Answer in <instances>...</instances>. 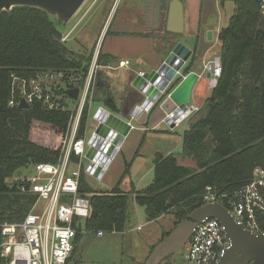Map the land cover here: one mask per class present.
Wrapping results in <instances>:
<instances>
[{
	"label": "trees",
	"instance_id": "trees-1",
	"mask_svg": "<svg viewBox=\"0 0 264 264\" xmlns=\"http://www.w3.org/2000/svg\"><path fill=\"white\" fill-rule=\"evenodd\" d=\"M235 2V14L218 36L222 75L205 111L182 135L183 154L196 161L198 170L179 164L174 153L159 152L154 156V179L149 185L125 191L120 179L104 192L94 191L83 172L80 192L91 203L87 229L123 232L131 204L143 207L149 221L171 213L175 224L179 223L206 204L207 187L216 193L234 191L250 179L256 167H264V21L260 0ZM62 37L61 24L42 10L18 7L0 12V225L23 221L36 198L8 180L36 163L57 162L71 116L70 111L49 109L42 102L29 109L10 106L12 75L30 79L48 69L86 71L85 56L75 55ZM197 59L196 44L184 75L193 70ZM101 87L105 86L99 78ZM66 90L57 91L67 95ZM111 100L108 95L107 103ZM88 115L89 106L83 112L78 137L88 127ZM218 202L229 208L225 200L218 198ZM168 234L163 231L161 240ZM81 236L78 232L73 254ZM2 238L0 227V243Z\"/></svg>",
	"mask_w": 264,
	"mask_h": 264
},
{
	"label": "built area",
	"instance_id": "built-area-1",
	"mask_svg": "<svg viewBox=\"0 0 264 264\" xmlns=\"http://www.w3.org/2000/svg\"><path fill=\"white\" fill-rule=\"evenodd\" d=\"M260 15L264 21V0H260ZM67 39L68 35L62 37L63 41ZM98 51L84 72L48 69L30 79L12 75L10 106H19L21 100L30 107L42 102L49 109L70 111L71 116L57 162L36 163L12 179L19 184L22 193L36 198L23 221L1 225L4 237L1 247L3 255L9 258L8 264H68L78 232H92L85 225L91 214L90 199L80 192L82 173L91 175L84 162L92 132L88 134L86 129L82 137L78 134L83 112L88 106L90 109L98 71L105 67L99 64ZM128 63L122 60L119 65ZM208 72L211 73L210 87L214 88L222 75L220 56L204 61L199 78ZM60 84L63 85L60 87ZM63 86L79 88L78 99L58 93ZM194 110L192 107V112ZM73 155L77 159H73ZM218 198L227 202L234 218L248 230L264 233V167H256L250 179L234 191L216 193L207 187L205 202H218ZM96 233L103 236L105 231L96 230ZM230 244L224 225L216 218H207L194 228L183 254V264H217Z\"/></svg>",
	"mask_w": 264,
	"mask_h": 264
},
{
	"label": "crops",
	"instance_id": "crops-1",
	"mask_svg": "<svg viewBox=\"0 0 264 264\" xmlns=\"http://www.w3.org/2000/svg\"><path fill=\"white\" fill-rule=\"evenodd\" d=\"M173 1L119 0L115 6L116 0H114L108 11L106 20L114 23L115 30L110 32L111 28L109 27V33L106 36L109 39V47L106 50L103 49V53L118 62L108 63L107 66L112 68H107L106 65L102 68L105 74L101 78L106 81L103 89L113 98V101L105 103L103 107L131 122L132 129L113 157L103 177L98 179L92 175L85 176L87 183L91 186V178L99 182L106 178L108 183L114 186L121 179L120 186L123 189L125 175L129 172V168H133L131 176H136V183L141 187L150 171L154 172L155 154L161 152L159 147H154L151 151L153 152L151 158L149 157L151 154H149L145 160L146 155L142 151L143 147L151 145L154 141L173 140L178 143L175 146L182 145V135L186 128V126L182 128V125L185 121L175 127L169 126L165 122L167 111L162 108L161 104L156 105L149 112H144L138 119L132 118L133 108L145 100L144 94L132 85V81L137 74L157 68L180 41L192 50H195L197 44V54L200 56V60L193 70L200 73L204 61L220 56L221 48L220 52L214 53V56L208 55L214 47V43L209 42L218 39L220 30L226 25L227 17L235 10L236 4L234 0H180L183 4V25L182 31L176 32L171 30L175 28L174 25L170 26V29L168 27L170 7ZM116 9L115 18L112 19ZM81 19L80 21H83ZM178 27L181 28L179 24ZM208 31L213 32L212 39L208 38ZM122 60L128 61V65L120 66L119 62ZM187 65L188 63H186ZM175 146H171L161 153H174L170 150L176 148ZM131 183L133 186L135 181L131 179ZM136 206L138 207V205ZM163 228L164 226L161 229L159 241L151 248L160 242ZM150 254L151 249L145 260ZM70 260L71 258L68 264H70Z\"/></svg>",
	"mask_w": 264,
	"mask_h": 264
},
{
	"label": "water",
	"instance_id": "water-1",
	"mask_svg": "<svg viewBox=\"0 0 264 264\" xmlns=\"http://www.w3.org/2000/svg\"><path fill=\"white\" fill-rule=\"evenodd\" d=\"M89 1L0 0V12H11L18 7L36 8L46 12L49 18L59 22L61 26L69 27L77 21ZM168 23L169 29L174 25L175 28L171 30L182 31L183 4L180 0L171 3ZM212 36L213 32L208 31V38L212 39ZM193 53L194 50L180 41L157 68L136 75L132 85L144 94L145 100L133 108L132 118L138 119L144 112H149L156 105L161 104L167 111L165 122L175 127L192 113V93L199 74L192 70L184 75V70ZM178 74L182 80L173 87L179 78H176ZM206 77L210 79L211 73L208 72ZM102 84H106V81L102 80ZM66 93L78 99L79 88H69ZM19 108L29 109L30 105L25 100H21ZM94 121L85 155L89 162L86 170L91 175L101 178L132 129V124L102 106L95 112ZM207 218L218 219L224 225L226 236L231 241L217 264H264V233L258 234L248 230L220 202L206 203L192 211L168 236L163 238L161 243L157 244L145 264H160L167 257L179 252L188 244L194 228Z\"/></svg>",
	"mask_w": 264,
	"mask_h": 264
},
{
	"label": "rangeland",
	"instance_id": "rangeland-1",
	"mask_svg": "<svg viewBox=\"0 0 264 264\" xmlns=\"http://www.w3.org/2000/svg\"><path fill=\"white\" fill-rule=\"evenodd\" d=\"M94 1L95 0L89 1V3L80 13L77 21H75L71 26L69 27L61 26V29L63 31V36L68 35V39L65 41L62 40V42L66 43L67 47L70 50H72L75 55L85 56L86 59L85 63H87V66H89L96 51L99 50L98 51L99 64L103 66L105 65L107 66L109 65L108 63L111 62L113 63L117 61L111 56L107 55L106 53H103L104 51L103 49L106 50L107 47H109V39L108 37H106L107 33H109L108 31L109 27L111 28L110 32L115 30L114 23L112 21L107 22L106 20L108 11L110 10L111 5L114 3V0H112L110 4L107 5L106 12L102 10L101 5L99 4L100 1H98V3L96 2L93 5ZM118 1L119 0H116L115 6L117 5ZM116 11L117 9L114 11L112 19L115 18ZM235 12H236V8L235 10H233V12L230 13V16L227 17L228 20L225 26H228ZM117 17L119 19V15ZM80 18H82L83 21H80ZM104 22L107 23L106 25L103 26ZM218 39H214L213 41L209 42V43L213 42L214 47L211 51H209L208 55L214 56V53L220 52L221 42ZM199 60H200V56H198V59L194 63V66H197L196 63H198ZM68 72H76V71H68ZM104 74L105 71L104 69L102 70L101 68L98 71V80ZM210 84L211 81L206 76L199 78L198 81L196 82L195 87L193 89L192 102H191V105L194 107L195 110L188 117V119L185 120V122L182 125V128L185 126L187 127L188 124L196 120L205 111V108L209 104V99L213 91V88L210 87ZM62 85L63 84H60V87ZM107 94H108L107 91H105L102 87L98 89V81H97L89 109L90 115L87 122L88 134L92 132L93 125L95 124L94 121L95 112L99 107L101 106L103 107V105H105V103H107L108 101ZM97 97L99 101H97ZM176 143H177L176 140L162 141V142L154 141L149 146L145 145V147H143L142 149V151L146 155L144 157L145 160L147 158V155L149 154H151L149 155V157L151 158V156L153 155V152L151 151L154 147H159L161 152H165L169 147L171 146L174 147ZM175 147L176 148H173L170 151L174 152V154L177 156L179 164H182L184 166H189L190 168L197 171L198 169H197L196 161L191 157L183 154L182 145ZM88 163L89 162L85 160L84 165L86 166L88 165ZM24 171H25L24 169L20 170V172H24ZM128 171L129 172H127V174L125 175L122 186L125 191L132 190L133 187H137L136 190H140L143 187L149 185V183L152 181L154 177V172L153 170H151L146 180L142 182L141 187H139V184L136 183V176L133 177L131 176L133 174L132 172L133 168H129ZM12 179L13 177L10 178L8 181L11 183ZM131 179L135 181V184H133V186L131 183ZM91 184L92 186L90 184L89 186L96 192L110 191L109 188H112L114 186L111 185V183H108L106 178L100 182L97 181L96 179L91 178ZM189 214H187L184 219H186L189 216ZM159 219L160 221H158ZM177 224L178 223L175 224V216L171 213L164 214L161 217H159L157 221H153L152 223H149L147 221L144 208L141 206L137 207L136 205L131 204L128 223L123 232L105 231V235L103 237L98 236L96 231L82 234V236L79 239V243L77 245V250L71 256L70 264H142L143 262L146 263L145 257L149 253L150 249H152L151 252H153L154 248L157 246L155 245L153 246V248H151L152 245L156 244L159 241L162 227L164 226L163 228L164 231H170L171 233V231L176 227ZM3 240L4 237L2 238V242ZM162 240H160L159 243H161ZM2 242L0 243V256L3 259V264H8L9 258L8 256L3 255V249L1 247ZM186 246L182 248L179 252L167 257L160 264H183V254L185 252Z\"/></svg>",
	"mask_w": 264,
	"mask_h": 264
},
{
	"label": "flooded vegetation",
	"instance_id": "flooded-vegetation-1",
	"mask_svg": "<svg viewBox=\"0 0 264 264\" xmlns=\"http://www.w3.org/2000/svg\"><path fill=\"white\" fill-rule=\"evenodd\" d=\"M98 1H100L99 4L101 5L102 10H103L104 12H106V7H107L108 4H110V2H111L112 0H95L94 3H93V5H94L96 2L98 3ZM93 5H92V7H93ZM100 10H101V9H100ZM103 11H102V12H103ZM104 25H105V22H104L103 26H104Z\"/></svg>",
	"mask_w": 264,
	"mask_h": 264
}]
</instances>
